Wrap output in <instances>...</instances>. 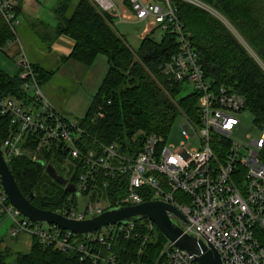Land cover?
I'll use <instances>...</instances> for the list:
<instances>
[{"label": "built area", "instance_id": "obj_1", "mask_svg": "<svg viewBox=\"0 0 264 264\" xmlns=\"http://www.w3.org/2000/svg\"><path fill=\"white\" fill-rule=\"evenodd\" d=\"M22 1L0 0V15L15 34L9 46L20 48L18 65L24 80L22 98L0 93V116L10 125L1 145L8 164L27 155L46 169L52 165L75 187L72 192L63 185L71 203L58 211L69 219L88 220L112 207L159 200L174 206L181 215L168 212L170 218L185 234L213 245L223 264H264V131L248 143L234 139L240 124L237 113L246 110V100L208 81L174 2L197 5L224 19L199 0H123L138 22L152 21L175 37L178 50L163 62L162 71L170 80L192 85L199 96L198 117L185 116L181 126L185 141L169 145L168 138L151 133L130 152L116 142L93 138L47 98L18 35ZM92 1L102 12H118L113 0ZM82 197L88 204L79 210ZM0 216L13 222L11 236L29 233L42 245L78 254L91 264H146L123 259L121 244L147 243L159 233L154 222L145 219L108 225L78 241L81 235L52 223L45 229L24 216L8 199L1 177ZM152 264L198 263L193 254L168 242Z\"/></svg>", "mask_w": 264, "mask_h": 264}, {"label": "trees", "instance_id": "obj_2", "mask_svg": "<svg viewBox=\"0 0 264 264\" xmlns=\"http://www.w3.org/2000/svg\"><path fill=\"white\" fill-rule=\"evenodd\" d=\"M199 1L227 21L197 5L174 2L208 81L242 95L245 109L264 128V68L229 27L242 36L264 64V0ZM72 2L60 0L55 8L56 35L64 34L75 41L69 58L92 66L99 55H104L108 64L86 116L79 121L90 136L105 143L116 142L133 152L151 133L168 138L179 117H198L199 96L194 92L184 95L186 85L170 80L162 71L163 62L178 50L174 36L166 33L163 41L157 42L148 35L138 49H133L115 29L110 13L100 11L92 0H79L71 11ZM14 39L15 34L0 15V51ZM32 65L40 84L54 74ZM23 82L21 73L11 76L0 71L3 95L22 98ZM9 131V119L0 116V145ZM9 165L24 195L35 194L31 201L37 207L60 211L71 203L69 191L41 163L24 155ZM167 242L160 233L147 243L122 242L120 254L123 259L152 264ZM12 256L7 248L0 250V264H91L78 254L42 245L36 238L29 252Z\"/></svg>", "mask_w": 264, "mask_h": 264}, {"label": "rangeland", "instance_id": "obj_3", "mask_svg": "<svg viewBox=\"0 0 264 264\" xmlns=\"http://www.w3.org/2000/svg\"><path fill=\"white\" fill-rule=\"evenodd\" d=\"M41 1L43 6L38 12L39 18L47 22L49 25L54 26L56 20L51 10L57 1ZM117 2L123 10L126 8L123 16L126 18H128V16L131 17L128 19L131 22H123L122 24L117 23L116 29L121 35L126 36V41L133 49H137L142 40L148 35H150L157 42L163 41L167 33L165 30L152 21L139 23L135 19L132 10L127 9L123 0H117ZM123 5L124 7H122ZM34 12L35 11L31 14H36V12ZM121 17L122 15H119L117 21L123 19ZM19 22L22 23V25L19 26L18 31L20 37H23V39L21 38V43H23L22 46L26 51L27 56L33 62L41 63V65L45 68L54 72L51 78L45 79L41 84L43 92L52 103L61 107L63 112L69 118L75 121H80L86 116L92 99L97 93L108 71L107 58L104 55L97 57L92 66H85L74 59L63 61V63L60 56L70 52V45L68 46L69 42H67L70 41V38H65V40L60 39L57 45H55L52 49L54 39L51 34H33V31L27 29L24 17L20 18ZM51 26H48L47 28L53 30L54 28ZM229 27L264 68V64L259 60L257 55L252 51L242 36L232 26L229 25ZM36 28H39V26ZM43 29L44 28H40L39 30L41 31ZM19 60V56L14 58L7 54L6 49L4 51H0V71L8 73L11 76L18 75L20 73V67L18 65ZM186 85L187 89L184 91V95L193 92V86L188 83ZM33 92V88L28 90V94L30 96L33 95ZM237 118L239 119L240 124L234 134V139L236 141L248 143L251 142V140L258 139L262 136L264 128L258 126L254 122L253 115L248 110L237 113ZM183 123L184 119L181 117H179L174 123L168 135L169 145L178 146L185 141V138L182 135L181 127ZM55 165L58 167L59 171L63 173L62 166L58 163ZM87 204L88 201L82 197L77 203V208L79 210H83ZM12 225L13 222L9 219V217L0 216V250H6L7 248L10 254L13 255L12 258H16L17 253H27L30 251L33 237L29 233H21L17 237L11 236L10 230ZM42 227L45 229H51L53 225L51 223H42ZM104 232L105 230L101 231V233ZM154 235L158 236V233L155 232ZM75 239L82 241L83 237L79 236Z\"/></svg>", "mask_w": 264, "mask_h": 264}, {"label": "water", "instance_id": "obj_4", "mask_svg": "<svg viewBox=\"0 0 264 264\" xmlns=\"http://www.w3.org/2000/svg\"><path fill=\"white\" fill-rule=\"evenodd\" d=\"M47 173L56 181L68 187L72 192L75 187L68 184L67 179L58 174L57 170L49 165ZM0 177L3 188L10 202L27 218L39 223H52L63 230L77 235H87L113 224H130L145 219L151 220L157 230L169 243L175 244L195 256L198 264H223L219 251L213 245H206L202 240L185 234L179 223L170 218L168 212L181 215L172 205L163 201H146L138 205L116 206L108 209L102 215L88 220H74L63 216L58 211L41 209L31 201L34 193L29 196L21 191L16 177L6 161L0 145Z\"/></svg>", "mask_w": 264, "mask_h": 264}, {"label": "crops", "instance_id": "obj_5", "mask_svg": "<svg viewBox=\"0 0 264 264\" xmlns=\"http://www.w3.org/2000/svg\"><path fill=\"white\" fill-rule=\"evenodd\" d=\"M55 1V0H54ZM57 2H56V4H54L55 6H53V8H52V14H53V16H54V18H55V20H56V23H55V25L54 26H51V25H49L47 22H45L44 20H42V19H40L39 18V14H38V12L41 10V7L43 6V4H42V1L41 0H23L22 2H21V4H20V6L18 7V9H17V14H18V18L20 19V18H22V17H24V19H25V24H26V27H27V29H29L30 31H33V34H36V35H40V34H51L52 36H53V43H52V49H53V47L55 46V45H57V43L59 42V40L61 39V40H65V38H70V37H68L67 35H64V34H62V35H56V29H57V26H58V19H57V16H56V14H55V8L57 7V5H58V3L60 2V0H56ZM78 1L79 0H73V2H72V4H71V11L76 7V5L78 4ZM116 4H117V6H118V12H115V13H110L112 16H113V18H114V27H115V29H116V26H117V23H120V24H122L123 22H126V23H128V22H131V21H129L128 19H130L131 17H129L128 16V18H126V17H124L123 16V13H124V11H125V9L123 10L122 8H121V6H119L118 5V2H117V0H113ZM145 1H153V0H145ZM124 3V2H123ZM125 5H126V7H127V9H130L129 8V6L125 3ZM122 7H124V5L122 6ZM33 11H35L36 12V14H34V15H32L31 13L33 12ZM127 11V10H126ZM34 12V13H35ZM121 16L122 15V18L123 19H120V21H117V19H118V16ZM123 20V21H122ZM126 20H128V21H126ZM148 21H145V22H139V23H147ZM119 24V25H120ZM22 25V23H20L19 24V26H21ZM19 26H18V28H19ZM37 26H39V28H36ZM53 27L52 29L53 30H51V29H48L47 27ZM40 28H44L43 30H39ZM38 29V30H37ZM117 30V29H116ZM39 31V32H38ZM118 32V31H117ZM119 33V32H118ZM21 34V33H20ZM120 34V33H119ZM18 35H19V31H18ZM22 35V34H21ZM66 36V37H65ZM124 38L126 37V36H124V35H122ZM19 38H20V41H21V38L23 39V37H20V35H19ZM67 40V39H66ZM70 41H67V42H69L68 43V46L70 45V52L68 53V54H64V55H61L60 57H61V61L63 62V61H66V60H70L71 58H69V56H70V54L72 53V51H73V49H74V46H75V41L72 39V38H70L69 39ZM126 40V39H125ZM142 43V42H141ZM141 43L139 44V47H140V45H141ZM21 44H23V43H21ZM138 47V48H139ZM137 48V49H138ZM26 52V51H25ZM6 53L7 54H9L10 56H12V57H18L19 56V53H20V48H19V45L17 44V45H12V46H8L7 48H6ZM27 54V53H26ZM99 56H101V55H99ZM98 56V57H99ZM29 58V57H28ZM29 60L33 63V64H35V65H38V66H41L42 68H44V69H46V70H48V71H52V70H50V69H47V68H45L43 65H41V63H38V62H33L30 58H29ZM78 62V61H77ZM64 63V62H63Z\"/></svg>", "mask_w": 264, "mask_h": 264}]
</instances>
